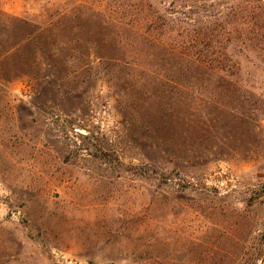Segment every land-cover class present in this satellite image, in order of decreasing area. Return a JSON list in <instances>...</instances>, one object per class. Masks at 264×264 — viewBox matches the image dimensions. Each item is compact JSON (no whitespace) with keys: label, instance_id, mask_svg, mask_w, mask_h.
Listing matches in <instances>:
<instances>
[{"label":"rangeland","instance_id":"rangeland-1","mask_svg":"<svg viewBox=\"0 0 264 264\" xmlns=\"http://www.w3.org/2000/svg\"><path fill=\"white\" fill-rule=\"evenodd\" d=\"M0 264H264V0H0Z\"/></svg>","mask_w":264,"mask_h":264}]
</instances>
